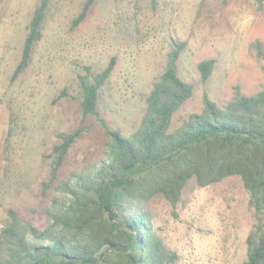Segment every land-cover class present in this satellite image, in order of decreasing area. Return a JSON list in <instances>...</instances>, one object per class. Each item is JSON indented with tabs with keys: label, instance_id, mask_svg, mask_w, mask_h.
<instances>
[{
	"label": "rangeland",
	"instance_id": "1",
	"mask_svg": "<svg viewBox=\"0 0 264 264\" xmlns=\"http://www.w3.org/2000/svg\"><path fill=\"white\" fill-rule=\"evenodd\" d=\"M38 0L0 1V226L6 210L38 205L57 133L80 118L78 66L103 68L116 62L101 94V115L112 127L131 132L144 107L152 81L163 70L171 39L186 40L179 75L194 84L192 97L175 117L203 106V94L228 99L236 86L245 94L264 83V60L248 51L264 40V11L253 0H96L75 28L73 18L84 0H49L42 37L28 68L13 78L26 26ZM216 59L209 80L199 81L196 64ZM13 117L10 170L4 174L3 144ZM89 130L69 150L66 169L81 166L99 152L102 130L92 117ZM249 194L239 176L187 187L173 208L157 198L151 203L153 225L179 254L178 264H241L245 238L254 223ZM44 221L37 213L35 223Z\"/></svg>",
	"mask_w": 264,
	"mask_h": 264
},
{
	"label": "trees",
	"instance_id": "2",
	"mask_svg": "<svg viewBox=\"0 0 264 264\" xmlns=\"http://www.w3.org/2000/svg\"><path fill=\"white\" fill-rule=\"evenodd\" d=\"M1 1V0H0ZM96 0H84L73 18L77 27ZM264 11V0H253ZM49 0H38L27 23L13 78L26 70L42 37ZM155 7L157 0H151ZM187 41L171 39L164 70L152 81L144 110L128 134L101 115L99 102L116 57L99 70L78 66V124L57 133L46 157L48 172L38 205L20 212L6 210L0 226V264H178L153 225L151 203L165 199L174 208L187 187H204L239 176L249 194L254 223L246 238L241 264H264V83L254 93L238 86L223 101L203 94L199 111L175 117L193 95L194 84L178 71ZM264 60V40L248 46ZM216 59L197 62L199 81L212 75ZM86 117L102 130L98 153L78 168L66 169L69 150L89 130ZM13 117L4 137V174L10 170ZM44 221L35 223L36 214Z\"/></svg>",
	"mask_w": 264,
	"mask_h": 264
}]
</instances>
